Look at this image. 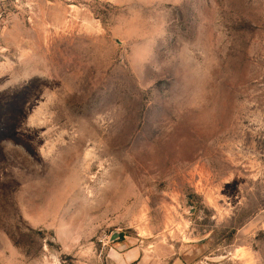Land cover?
<instances>
[{
  "label": "rangeland",
  "instance_id": "1",
  "mask_svg": "<svg viewBox=\"0 0 264 264\" xmlns=\"http://www.w3.org/2000/svg\"><path fill=\"white\" fill-rule=\"evenodd\" d=\"M0 264H264V0H0Z\"/></svg>",
  "mask_w": 264,
  "mask_h": 264
},
{
  "label": "built area",
  "instance_id": "2",
  "mask_svg": "<svg viewBox=\"0 0 264 264\" xmlns=\"http://www.w3.org/2000/svg\"><path fill=\"white\" fill-rule=\"evenodd\" d=\"M10 1H12V2H14V1H15V2H18L19 0H10Z\"/></svg>",
  "mask_w": 264,
  "mask_h": 264
}]
</instances>
